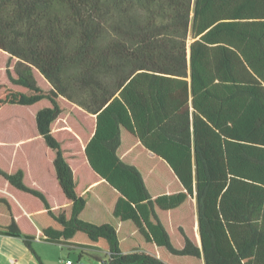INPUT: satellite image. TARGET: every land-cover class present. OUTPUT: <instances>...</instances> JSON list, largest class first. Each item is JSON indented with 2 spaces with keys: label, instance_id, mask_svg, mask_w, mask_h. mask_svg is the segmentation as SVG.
Instances as JSON below:
<instances>
[{
  "label": "trees",
  "instance_id": "obj_1",
  "mask_svg": "<svg viewBox=\"0 0 264 264\" xmlns=\"http://www.w3.org/2000/svg\"><path fill=\"white\" fill-rule=\"evenodd\" d=\"M0 50L8 55L0 110L50 102L36 113L37 133L70 201L52 207L18 162L0 164V234L22 238L40 264L36 238L80 248L78 261L107 252L97 264H264V250L256 253L264 148L251 93L258 75L264 81L255 62L264 55V0H0ZM239 85L249 97L237 99ZM65 112L82 133L54 128ZM225 113L228 139L213 129L204 140L201 116L219 126ZM80 137V162L115 192L110 212L138 232L87 216L102 184L78 193L67 153Z\"/></svg>",
  "mask_w": 264,
  "mask_h": 264
},
{
  "label": "crops",
  "instance_id": "obj_2",
  "mask_svg": "<svg viewBox=\"0 0 264 264\" xmlns=\"http://www.w3.org/2000/svg\"><path fill=\"white\" fill-rule=\"evenodd\" d=\"M260 55L261 52L259 53V55L256 54L255 62L257 65V70L264 74V55L259 57ZM257 77L260 79V82H254L251 92L253 95V109L255 116L253 132H255L256 134V145L264 148V81L261 80L259 75ZM243 86L245 87V84H243ZM236 96L237 99H245L250 95L245 88H242V86L239 85V87L237 88ZM38 110L39 109L34 111L35 116ZM193 111L194 107L190 99V129L192 135ZM237 115L240 116V114L238 113ZM201 117H203V121L210 127V129H208L206 126L203 128L204 134L202 135V137L204 140L206 139L207 134L210 137L213 136V129L215 130L216 134L220 135L221 139H228V135L225 134L224 131H229L232 125L231 121L229 120V115H226L225 113L224 115L220 116L218 120L219 126L214 125V123L204 114ZM17 119L20 118H16L14 122L17 121ZM9 127L11 128L12 124ZM4 132L5 126L0 125V164L4 163V161L7 160L10 163V166L14 165L12 168L14 169L16 162H18L20 167L24 170V180L26 184L42 190L46 194L52 207H61L70 204V201L65 196L56 175L53 151L48 149L46 146H40L41 148L39 147V149L45 148V155L39 154L40 151L38 152V148L35 145V142L39 141L38 133L33 130V133L29 135L27 139L18 138L17 140L12 141L5 137ZM80 140L83 142L82 147L84 149L87 141L84 142L82 137H80ZM6 146L14 147V149L9 151V154L7 156V149H5ZM205 147L209 149L210 144L208 145L205 142ZM84 165L89 166L86 162L84 163ZM4 168L6 167L4 166ZM193 168L195 175V164ZM92 172L96 177L93 182L89 183V185L87 186L102 184V190L99 194L94 195L93 199H91V205L88 206V210L85 211L87 212V216H91L94 221L98 223L112 222L116 224L120 233L138 232L137 228L134 227L132 222L118 221L116 217L110 212L108 203L115 196V192L113 191V188L100 175H98L93 170ZM83 193H85V190L81 194ZM191 200L194 203L195 213L197 217L196 180H194V192ZM263 224L264 209L256 211V253L259 250H264V239L262 237V235H264V230H262ZM196 230L197 232L199 230L198 222L196 223ZM198 237L200 240L199 234ZM129 240L130 237L125 235L122 240L123 244L125 246L131 244V241ZM32 247L40 256L44 264H64V260L69 258L78 261V256L81 252L80 248H70L62 244L47 241L44 238H36L32 240ZM86 253V258L82 260L89 262L90 264H97L96 262H98V258L107 259L109 257V254L105 251L87 250ZM0 264H40V262L22 238L0 234Z\"/></svg>",
  "mask_w": 264,
  "mask_h": 264
},
{
  "label": "rangeland",
  "instance_id": "obj_3",
  "mask_svg": "<svg viewBox=\"0 0 264 264\" xmlns=\"http://www.w3.org/2000/svg\"><path fill=\"white\" fill-rule=\"evenodd\" d=\"M193 39L190 36L189 41L191 42ZM8 55L7 53L0 50V83H7V75L5 71L6 63H7ZM39 84L43 87L48 85L46 80L38 73L37 75ZM50 102L48 100H43L40 103L33 105V106H5L0 110V122H4L5 124V137L9 140H17L18 138H28L29 135L33 133V130L37 131L36 127V118L34 111L37 109H40L44 106H49ZM13 114H23L24 118L17 119V121L14 122V120L11 116ZM12 124V127L9 126ZM26 125V126H25ZM35 125V126H34ZM63 126L70 127L71 129L82 132L83 128L78 125L76 118L69 113H63L55 122L54 128H61ZM9 127V128H7ZM40 141V142H39ZM35 142V145L38 148L39 154L45 155L44 149H39L40 146L45 147V143L43 140H39ZM83 141L86 142L87 139L83 138ZM41 143V144H40ZM83 143L81 145L74 146L69 149V152L67 155L73 159V162L71 163L73 168L75 169L76 179L78 182V193H82L87 185L89 183H92L95 179V174L92 172L91 168L87 165H84L83 162H80L79 159L84 160L83 157ZM41 148V147H40ZM5 149H7L6 156L9 154V151L14 149L12 146H6ZM68 149V148H67ZM2 160V159H1ZM79 160V161H78ZM78 161V162H77ZM3 167L5 166L7 170L11 167L10 163L6 160L4 163L1 164Z\"/></svg>",
  "mask_w": 264,
  "mask_h": 264
},
{
  "label": "built area",
  "instance_id": "obj_4",
  "mask_svg": "<svg viewBox=\"0 0 264 264\" xmlns=\"http://www.w3.org/2000/svg\"><path fill=\"white\" fill-rule=\"evenodd\" d=\"M64 264H90V263L83 261V260L76 261V260L69 258V259L64 260Z\"/></svg>",
  "mask_w": 264,
  "mask_h": 264
}]
</instances>
